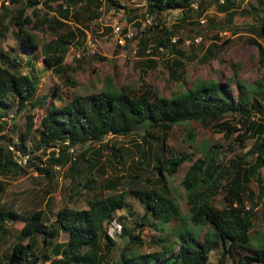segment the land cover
Listing matches in <instances>:
<instances>
[{
	"label": "trees",
	"instance_id": "trees-1",
	"mask_svg": "<svg viewBox=\"0 0 264 264\" xmlns=\"http://www.w3.org/2000/svg\"><path fill=\"white\" fill-rule=\"evenodd\" d=\"M204 1L206 0H144V10L154 15L173 9L187 11L193 2L201 5ZM208 1L216 3V8L224 12L228 19L239 11L240 0ZM255 1L256 5L249 7L254 12L264 7V0ZM4 2H22L15 15L6 19L5 13V16L0 17V22L6 19L4 28L10 24L17 26L12 36L16 38L21 51L26 52L37 46L34 36L25 31L24 27L28 24L33 29L48 26L51 37L40 44L39 51L45 67L55 74L67 67L63 60L68 48L82 44L89 23L98 19L105 2L124 7L110 0H0V9L3 11L6 9ZM50 2H56L58 7L54 15L48 16ZM38 4L46 11L39 14L36 7ZM24 7H30L29 17H22ZM258 24V35L261 37L264 35V19H260ZM170 35V31L166 32L162 39L157 40L151 53L157 52L159 46L169 44L172 47ZM251 41L261 56V46L255 40ZM10 60L11 62L7 61L6 51L0 50V138H4L6 142L5 145L0 143V176L24 174L30 168L37 174L48 177L51 167L61 166L68 161L71 164L69 170L81 179L73 184L75 191L80 196L84 190L86 198L84 208L62 207L49 223L44 222L45 216L41 209L23 216L12 210L0 211V235L9 234L4 222H21L15 235L16 241L11 246V255L0 259V264H42L44 260H48V264H101V252L108 251L112 246L105 226L113 219L114 211L124 207V196L127 193L139 201L143 211L139 223H134L130 229L121 225V232L127 235L128 244H141L139 234L132 231L144 226L149 217L154 219V228L157 229H162L175 217L178 206L169 195L165 175H173L182 162L191 159L190 153L155 157L151 168L158 175L157 187L129 188L117 194L102 196L101 188L113 190L119 185L118 176H107L98 186L92 173L98 161L96 153H93L95 156L92 158H85L84 152L88 150L85 149L79 156L74 153L72 159L66 152L68 147L77 144L101 143L106 134H139L143 147H139L140 156L135 163L144 160V166L147 167L150 154L146 150V144L155 138L150 128L138 132L131 130L135 122L145 117L152 118L151 128L159 130L160 136L156 138L160 140L161 151L165 148L164 140L172 126L186 121L209 126L213 131L222 133L223 138L236 132L231 143L237 144L241 149L245 147L246 140L252 141L245 151L226 159L219 154L220 145L193 144L194 135L186 130L185 140L199 150L198 157L189 164L179 182L184 195L186 220L190 225L185 224V219L181 218L180 225L174 229L172 244L176 245V249L173 252H170L169 245L161 250L137 255L121 249L118 257L110 264H207L209 251L219 244L222 248L219 264L225 256L231 258L230 264H264V236L249 234L255 221L264 223V184L259 177V170L264 167V98L261 82L257 81L250 92L247 89L243 91L242 85L236 82L235 95L223 84L213 82L209 85L196 83L184 91L171 93L168 97H151L145 89L131 95L123 88H114L107 78L98 92L76 95L60 106H55L52 102L44 106L46 95L36 94L39 77L34 72L33 62L26 58L28 69L22 73L12 65L16 63V57L12 55ZM56 90V87L52 90L54 95ZM13 106L14 113L27 110L24 114V129L18 133L16 142H12L11 137L1 132L6 122L1 118H5ZM43 106L44 113L33 129L37 134L36 142L28 149L24 140L33 127V112H29ZM227 115L233 119V123L224 120ZM251 116H254L253 119ZM9 143L21 153L30 154L24 166H18L14 162L6 146ZM103 145L108 148L107 143ZM53 147L58 149L56 156L54 150L49 151L45 160L37 154L33 155L38 150L44 154L45 149ZM110 154L113 162L119 163L117 158L120 155L112 149ZM77 158L85 163L84 169L75 166ZM251 181L258 188L256 194L249 188ZM218 189L222 191L221 208H215L210 203ZM191 226L204 229L201 240ZM59 232L66 235V240L51 244V240L56 239ZM39 236L43 245H50V255L44 249L37 251ZM100 238L104 239L102 244L99 243ZM21 240H25V243L21 244ZM242 251H245L243 255Z\"/></svg>",
	"mask_w": 264,
	"mask_h": 264
},
{
	"label": "rangeland",
	"instance_id": "rangeland-1",
	"mask_svg": "<svg viewBox=\"0 0 264 264\" xmlns=\"http://www.w3.org/2000/svg\"><path fill=\"white\" fill-rule=\"evenodd\" d=\"M115 2L124 7H116L105 2L101 6L98 19L89 23L86 37L94 43V53H85V37L80 46L68 48L63 60V64L67 67L58 74L45 67L39 51L40 44L51 37L48 26L42 25L33 29L28 24L24 27L25 31L34 36L37 46L26 52L21 51L16 38L12 36L17 26L10 24L4 28V25H6L8 16H13L17 10H20L22 2L16 4L4 2L6 9L5 11L0 9V17L5 16V13L7 16L0 22V50L6 51L9 62H11L12 55L16 57V63L12 65L22 73L27 72L28 66H26L25 59L30 58L34 72L39 77L36 83V94L46 95L44 106L49 102L60 106L76 95L98 92L107 78L114 88H123L131 95H136L145 89L151 97H168L171 93L184 91L193 84L207 83L209 85L213 82L223 84L230 93L235 95L236 82L242 85L243 91L247 89V92H250V88L259 81L263 85L262 98H264V35L261 37L258 35V21L264 19V7L258 8L259 11L256 12L251 11L249 7L256 5L255 0H240L239 11L231 19L216 8V3L206 0L201 5L193 2L187 11L173 9L157 15L147 13L150 17L149 23L144 22L146 11L143 0H116ZM41 6L39 4L36 6L39 14L46 11ZM49 7L47 13L51 16L54 15L58 4L50 2ZM110 8H113V13L109 12ZM22 12V17H29L30 7H24ZM200 19H206V21L200 23ZM30 20L32 22V18ZM113 22L122 27L121 33L125 31L132 33L131 38H125L123 44L117 43L114 39L111 31ZM169 31L171 32L170 38H176L174 42L170 41L172 47L166 44L162 47V53H151L153 44ZM251 40H255L261 46L263 51L261 56ZM77 50L80 51L79 58L72 56ZM177 51L182 54L179 55ZM55 87L57 88L56 95L52 93ZM44 106L29 112H33V127L24 140L28 149H31L36 142L37 134L33 129L44 113ZM14 110V106L8 110V114H13V117L5 120V125L1 130L3 134L11 137L12 142L17 141L18 133L24 129V114L27 112L23 110L14 113ZM224 120L233 123L229 115L225 116ZM148 128L151 129L155 139L146 144L148 145L146 150L150 154L147 167L144 166V160L141 163H135L138 162L140 156L138 149L143 147L139 134L126 136L106 134L101 143L86 142L83 145L73 146V151L77 156L85 149H88L84 152L85 158H92L95 156L93 153H96L98 161L92 173L98 186L105 177L112 174L118 176L119 185L113 190L101 188L102 196L117 194L129 188L157 187L158 175L151 168L157 155L168 157L190 153L191 157L190 160L182 162L173 175H165L169 195L174 198L178 206L175 217L162 229L154 228L155 221L149 217L144 226L132 231L139 234L141 244H128L127 235L121 232V225L130 229L134 223H139L143 211L139 201L127 193L124 196V207L115 210L113 219L105 226L112 246L108 251L101 252L103 254L101 264L113 262L121 249L137 255L161 250L169 245L170 252L175 251L176 245L172 244L175 238L174 229L180 225L181 218L185 219V224L190 225L186 220L184 195L179 182L186 168L199 155V150L185 140L186 130H190L194 135L193 144L212 145L216 143L220 145L219 154L226 159L245 151L252 141L251 139L246 140L245 147L241 149L237 144L231 143L236 132L228 138H223L222 133L213 131L209 126H203L196 121H186L172 126L164 140L165 148L161 151L160 140L156 138L159 130L151 128V125ZM0 140L1 144H6L4 138ZM104 143H107L108 148L104 147ZM52 149L55 150L57 147ZM110 149L120 155L117 158L119 163L113 162ZM49 151L50 149L45 150L44 154H41L42 151H37L35 154L45 160ZM70 165L68 161L61 166L54 165L48 177L37 174L30 168L26 169L24 174L0 176V211L12 210L23 216L33 210L41 209L45 216L44 222L49 223L54 219L58 209L62 207L84 208L86 198L84 190L79 196L73 185L81 179L69 170ZM75 166L78 169H84L85 163L77 158ZM259 177L264 184V167L259 170ZM249 188L254 194L258 191L254 181L250 182ZM210 203L215 208L223 206L220 189L211 198ZM4 225L9 230V234L0 235V259L10 257L11 246L16 241L15 235L21 227V222H4ZM191 229L201 240L204 229L199 230L193 226ZM253 233L264 236V223L255 221L249 231L250 235ZM65 240L66 235L59 232L56 239L51 240V244ZM103 241L104 239L100 238L99 243L102 244ZM20 242L23 244L25 240ZM36 246L38 252L44 249L47 255L51 254L50 245H43L41 236L38 237ZM221 251L220 244L210 250L207 264H219ZM244 252L242 251V255ZM230 260V257H222L220 264H230ZM48 262L44 260L42 264H48Z\"/></svg>",
	"mask_w": 264,
	"mask_h": 264
},
{
	"label": "built area",
	"instance_id": "built-area-1",
	"mask_svg": "<svg viewBox=\"0 0 264 264\" xmlns=\"http://www.w3.org/2000/svg\"><path fill=\"white\" fill-rule=\"evenodd\" d=\"M110 1H114L115 2L116 0H110ZM219 1H222V0H219ZM109 12L110 13H113L114 12L113 8H111L109 10ZM144 17H145L144 22L145 23H149L150 17L148 16L147 13H144ZM205 21H206V19H200L199 20L200 23H204ZM111 31L114 34L115 41L117 43H119V44H123L125 38H131V36H132V33L130 31H125V32L121 33L122 27L119 26L116 22H113L111 24ZM175 39H176L175 37H171L170 38V41L171 42H174ZM196 40H198V39H196ZM84 49H85V53L86 54H93L94 51H95V49H94V43L88 37H86V39L84 40ZM150 50H151V47H150ZM147 51H148V49H147ZM157 52L158 53H162L163 52L162 47H160V46L157 47ZM72 56H74L76 58H79L80 57V51L77 50L75 53H73ZM10 117H12V114H8L5 118H1V119L8 120V118H10ZM251 118L253 119V117H251ZM6 146H7V149L10 151V153L12 154V158H13L14 162L18 166H24L27 163V158H28V156H30V154H28V153H25V154L21 153L11 143L7 144ZM66 151L71 155V158L73 159V154H74L73 147H68ZM56 155H57V150L55 151L54 156H56Z\"/></svg>",
	"mask_w": 264,
	"mask_h": 264
},
{
	"label": "water",
	"instance_id": "water-1",
	"mask_svg": "<svg viewBox=\"0 0 264 264\" xmlns=\"http://www.w3.org/2000/svg\"><path fill=\"white\" fill-rule=\"evenodd\" d=\"M152 123H153L152 118L145 117V118L135 122L132 125L131 130L132 131L144 130V129H147Z\"/></svg>",
	"mask_w": 264,
	"mask_h": 264
},
{
	"label": "clouds",
	"instance_id": "clouds-1",
	"mask_svg": "<svg viewBox=\"0 0 264 264\" xmlns=\"http://www.w3.org/2000/svg\"><path fill=\"white\" fill-rule=\"evenodd\" d=\"M143 1H144V0H143ZM110 9H111V8H110ZM251 117H254V116H251ZM251 119H252V118H251ZM144 130H145V129H144ZM138 131H139V130H138ZM48 149H50V150H54V149H52V148H48ZM45 150H46V149H45ZM45 150H44V151H45ZM56 150H57V149L54 150V154H55V151H56ZM66 150H67V149H66ZM38 151H41V150H38ZM66 152H67V151H66ZM57 153H58V150H57ZM67 153H68V152H67ZM34 154H35V153H34Z\"/></svg>",
	"mask_w": 264,
	"mask_h": 264
}]
</instances>
